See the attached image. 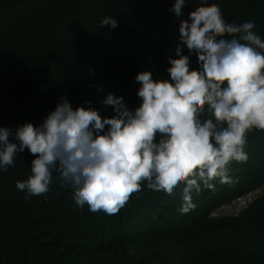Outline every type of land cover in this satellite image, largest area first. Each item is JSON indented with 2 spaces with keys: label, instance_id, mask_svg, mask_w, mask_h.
Segmentation results:
<instances>
[{
  "label": "trees",
  "instance_id": "obj_1",
  "mask_svg": "<svg viewBox=\"0 0 264 264\" xmlns=\"http://www.w3.org/2000/svg\"><path fill=\"white\" fill-rule=\"evenodd\" d=\"M173 2L0 0V125L38 124L62 95L74 107L90 100L102 115L113 114L102 104L109 91L137 106L135 75L151 67L168 76L179 22L199 0H186L180 17L170 10ZM209 3L228 22L254 21L264 39V0ZM106 14L117 19L116 28L100 24ZM189 59L199 71L196 56ZM244 150L248 159L229 165L231 182L202 186L186 212L179 211L183 182L173 195L142 183L108 214L77 206L55 172L48 192L26 199L15 186L30 174L34 156L25 148L0 171V264H264V189L240 215L210 216L264 186V130L246 133Z\"/></svg>",
  "mask_w": 264,
  "mask_h": 264
},
{
  "label": "clouds",
  "instance_id": "obj_2",
  "mask_svg": "<svg viewBox=\"0 0 264 264\" xmlns=\"http://www.w3.org/2000/svg\"><path fill=\"white\" fill-rule=\"evenodd\" d=\"M185 3L174 0L170 10L180 17ZM100 24L116 28L118 21L106 14ZM255 28L251 20L228 22L199 0L179 22L168 76L151 67L135 75L137 106L109 91L102 104L113 114L102 115L90 100L74 107L62 95L38 124L0 125V171L27 148L30 174L15 182L26 199L48 192L55 172L75 204L92 212H117L142 183L173 195L183 182L179 211L194 208L192 193L213 189L217 179L231 182L230 163L248 159L246 133L264 130V39Z\"/></svg>",
  "mask_w": 264,
  "mask_h": 264
},
{
  "label": "built area",
  "instance_id": "obj_3",
  "mask_svg": "<svg viewBox=\"0 0 264 264\" xmlns=\"http://www.w3.org/2000/svg\"><path fill=\"white\" fill-rule=\"evenodd\" d=\"M263 193V186L251 189L241 195L233 197L210 213L212 217H235L240 215L250 204L257 200Z\"/></svg>",
  "mask_w": 264,
  "mask_h": 264
}]
</instances>
